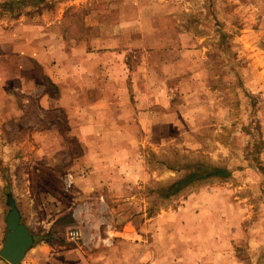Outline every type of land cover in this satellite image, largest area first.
I'll return each instance as SVG.
<instances>
[{"label": "crops", "instance_id": "crops-1", "mask_svg": "<svg viewBox=\"0 0 264 264\" xmlns=\"http://www.w3.org/2000/svg\"><path fill=\"white\" fill-rule=\"evenodd\" d=\"M7 6V9L0 7V13L11 12V5ZM55 8L57 13L64 12V6ZM232 8H227V12ZM27 9L21 7L18 11ZM33 9L34 18L21 16L15 23L11 18L6 19V15L0 16V140L3 142L0 151L4 157L15 156V147L20 145L26 149L20 155L26 159L31 156L29 161L38 166L29 170L37 173L38 168H48L61 185L65 180L67 184L70 181L71 196L68 205H63L61 198L50 197V212L41 217L35 209L38 204L30 197L29 203L34 206L21 213L35 236V243L23 264H215L210 248L199 239L192 245H164L157 250L155 240L150 238L153 235L148 233L150 230L144 229L111 230L110 234H114L109 238L114 240L113 245L105 246L99 254H90L83 246L69 245L63 226L56 223L62 217L69 221L91 220L94 205L100 201L106 203L101 190L122 188L124 175L136 182L135 152L140 144L170 142L173 126L180 130L179 120L196 122L200 119L203 113H196L195 109L202 108L203 104L198 106L197 102L183 100L184 103L178 104L174 97L176 92L183 91L199 96L211 93V101H214L217 89L213 78L217 75L209 69L204 55L198 54L194 59L185 47L180 50L181 44L188 45L185 43L187 34L181 36L184 43L180 38H169L177 43L169 49L170 58L159 52L140 54L131 38L125 42L122 31L108 35L107 21L89 18L81 22L82 29L85 25L83 33L77 30L80 22L75 21L64 37L58 28L59 16L57 20L48 21L42 14L41 4ZM216 9L218 14L223 8L217 6ZM237 9L254 13L256 7L241 5L233 11ZM261 10L264 12V7ZM162 13H168L167 8ZM251 20L249 17L245 20L239 40L228 38L231 45L239 41L243 48L237 56L231 53L227 74L234 79L239 73L244 75L248 91L251 88L262 94L264 49L258 45L264 44V20L260 24ZM48 24L54 27L48 29ZM114 24L115 29L120 30L125 25L123 21ZM172 25L179 24L173 20L168 27ZM153 28H159L156 21ZM125 44L131 46V53L125 52ZM247 45L259 50L251 52ZM172 52L177 54L171 57ZM9 126L17 130L13 138L8 136ZM180 139L194 141L184 135ZM70 142L80 146L78 154L71 153ZM62 164L65 165L61 170ZM26 175L29 178L24 186L34 188L35 181L30 179V173ZM199 197L198 194L189 197L185 210L190 211ZM56 206L60 214L53 212ZM193 217L198 222L196 230L203 231L206 216L195 213ZM4 226L0 208V238L5 237ZM248 262L245 264H254ZM0 264L6 263L0 259Z\"/></svg>", "mask_w": 264, "mask_h": 264}, {"label": "rangeland", "instance_id": "rangeland-1", "mask_svg": "<svg viewBox=\"0 0 264 264\" xmlns=\"http://www.w3.org/2000/svg\"><path fill=\"white\" fill-rule=\"evenodd\" d=\"M9 1L0 0V7L7 9ZM14 1L15 6L10 4L11 12L7 10L6 14L0 13L1 17L6 15V19L11 18L12 23L21 16L34 18L36 12L33 8L41 4L42 14L48 21H54L59 16L61 23L58 28L64 37H67L70 25H74L75 21L80 22L77 26L79 32L85 29V25L82 29L81 22L86 18L91 21H107L105 31L108 35L122 31L121 36L125 42L131 38L140 54L159 52L166 53L164 57L170 58L169 49L177 43L169 38H180L184 43L181 36L187 34L185 43L188 45L181 44L180 50L185 47L194 59L198 54L204 55L209 69L217 75L213 78V86L217 89V93L213 94L214 101H211V93L203 96L185 91L175 93V103H184L181 102L183 100L192 104L197 102L198 106L203 104L202 108L195 109L196 113L203 114L196 122L179 120L177 126L180 130L173 126L170 142L160 140L151 141L149 145L140 144L135 152L136 182L129 181L130 177L124 175L122 188L101 190L106 203L100 201L94 205L91 220L69 221L67 217H62L56 222L63 226L69 245H80L90 254H99L105 246L113 245L114 240L112 242L109 238L114 234H110L111 230L144 229L150 230L148 233L153 235L150 238L155 240L157 250L164 245H192L199 239L200 243L210 248L215 264H245L249 260L254 264L259 261L264 264V92L259 94L251 88L248 91L249 87L245 85L247 80L239 72L235 79L227 74L231 67L228 64L231 53L237 56L243 48L239 41L231 45L228 38L239 40L248 17L253 23L260 24L264 20V12L261 10L264 0H220V4L219 0ZM59 5L64 6V12H56L55 7ZM241 5L256 9L254 13L252 9L250 12L244 9L233 11ZM217 6L223 8L218 14ZM21 7L22 10L25 7L28 9L25 12L18 11ZM229 7L232 9L227 12ZM166 8L168 13L163 14ZM173 20L179 25L168 27ZM116 21L124 22L122 30L119 27L115 29ZM154 21L159 24L158 29L153 28ZM228 22L233 23L230 25ZM53 27L49 24L47 26L48 29ZM247 47L251 52H257L258 48L264 49V44L258 45V48L250 45ZM129 49L131 46L125 44V52L131 53ZM176 54L172 52L171 57ZM15 59L13 57L12 61L15 62ZM236 61L237 68V57ZM185 96L188 97L180 98ZM8 130V136L13 138L17 130H11L10 126ZM179 131L194 141H182ZM15 149V156L8 157H4L0 151V208L5 223L3 233L6 232V215L10 209L7 201L10 197L15 200L20 212H27L29 207L34 206L29 203L32 196V200L38 204L35 209L40 217L50 212V197L61 198L63 205L70 203L71 188L66 180L61 185L59 178L44 167L38 168L40 171L37 173L32 172L29 167L38 166L29 161L31 156L26 159V156L20 155L26 149L20 148V145ZM80 150L77 143L70 142L72 154H78ZM196 164L226 167L231 171V176L227 179L199 181L177 196L165 198V188ZM64 165L60 166L61 170ZM27 173L35 181L34 188L24 186L29 178ZM196 194L200 195L196 205L190 211L185 210L186 200ZM53 212L60 214L57 206ZM195 213L206 216L203 231L195 228L198 223L193 217ZM73 228L81 232V237L76 241L68 237V232ZM4 238V235L0 238V248ZM0 259L10 264L1 256Z\"/></svg>", "mask_w": 264, "mask_h": 264}, {"label": "water", "instance_id": "water-1", "mask_svg": "<svg viewBox=\"0 0 264 264\" xmlns=\"http://www.w3.org/2000/svg\"><path fill=\"white\" fill-rule=\"evenodd\" d=\"M7 204L10 209L6 215L7 231L0 248V256L10 264H21L35 243V236L23 221L15 200L10 197Z\"/></svg>", "mask_w": 264, "mask_h": 264}, {"label": "trees", "instance_id": "trees-1", "mask_svg": "<svg viewBox=\"0 0 264 264\" xmlns=\"http://www.w3.org/2000/svg\"><path fill=\"white\" fill-rule=\"evenodd\" d=\"M8 3L13 7L15 6L16 1L11 0ZM230 176L231 171L226 167L219 165L196 164L190 171H187L183 176L165 188L164 197L171 198L177 196L188 186L199 181H206L214 178L227 179Z\"/></svg>", "mask_w": 264, "mask_h": 264}, {"label": "built area", "instance_id": "built-area-1", "mask_svg": "<svg viewBox=\"0 0 264 264\" xmlns=\"http://www.w3.org/2000/svg\"><path fill=\"white\" fill-rule=\"evenodd\" d=\"M69 183H70V181H69ZM69 183H68V185H70ZM68 237L70 240L76 241L77 239H79L81 237V232L79 229L73 228L68 232Z\"/></svg>", "mask_w": 264, "mask_h": 264}]
</instances>
